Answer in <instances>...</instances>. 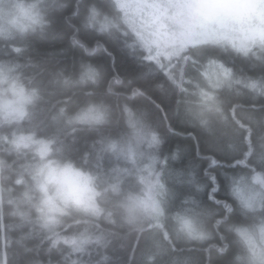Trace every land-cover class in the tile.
Wrapping results in <instances>:
<instances>
[{
	"label": "clouds",
	"instance_id": "obj_1",
	"mask_svg": "<svg viewBox=\"0 0 264 264\" xmlns=\"http://www.w3.org/2000/svg\"><path fill=\"white\" fill-rule=\"evenodd\" d=\"M49 15L47 0H0V49L7 47L15 53L26 51L25 42L50 34ZM122 16L115 0H101L87 5L81 22L98 35L113 39L124 37L126 47L135 45L145 56L153 57L149 63L161 77L157 89L163 90L166 84L172 88L184 87L185 91L176 101V114L209 134L212 109L203 93L219 99V92L233 91L230 87L233 80L245 77L225 66L227 79L210 84L204 78V71L212 57L204 56L199 47L190 45L143 48L135 41ZM69 39L75 41L74 36ZM101 46L97 42L93 50ZM227 51L260 69L255 76L245 74L256 88L237 90V94L242 91L253 99L264 97V44L256 43L243 52L227 46ZM85 63L94 72V78L82 80L78 71L74 84L85 88V97H91L95 95L93 90L100 87L103 74L99 66L90 61ZM189 65L194 76L188 75ZM30 67H37L36 62L0 59V238L5 241L0 264H42L27 255L22 261L9 259V243L28 253L32 250L27 245L29 240L38 242L34 245L36 248L47 244L46 253L53 250L60 253L55 264H88L74 259V250L59 243L60 239L85 234L94 236L95 243L102 247H107L110 238L116 235L137 246L140 237L158 238L159 250L148 256V264H152L156 255L200 251L205 254L204 264H212L213 250L223 256L229 249L230 264H264V112L248 120L237 117L232 121L235 138L228 144L232 163L222 166L238 170L221 175L228 182L233 205L221 212L191 200L187 206L182 201L180 207L173 209L167 197L160 201L157 196L159 210L154 212L140 178L146 177L149 170L155 173L149 157L155 158L154 149L161 141L159 132L143 111L122 105L119 114L122 131L117 135L99 134V130L112 122L110 104L106 103L105 110L98 111L97 101L86 99L69 111L66 103L58 101L60 107L47 117L52 130L47 134L29 130L33 139L49 145L47 154L41 156L34 148L16 145L17 129L29 121L42 99L36 74H26ZM57 74H62L61 70ZM114 79H108L106 92H110ZM64 80L67 83L69 77ZM131 91L147 97L139 87ZM237 107L242 105L234 103L229 111ZM85 130L98 135L89 142V151L73 158L65 152L69 137L74 140V133ZM148 137L155 143L149 142ZM211 159L213 164L220 163L215 156ZM163 172L159 179L171 191L170 181L166 179L168 171ZM211 178L215 183L214 174ZM149 179H155V175ZM155 191L159 192V187ZM6 217L10 224L5 223ZM9 227L17 232V237L9 236L6 230ZM217 237L219 244L215 243ZM177 244L182 247L177 248ZM185 259L186 264H198L192 255Z\"/></svg>",
	"mask_w": 264,
	"mask_h": 264
},
{
	"label": "trees",
	"instance_id": "obj_2",
	"mask_svg": "<svg viewBox=\"0 0 264 264\" xmlns=\"http://www.w3.org/2000/svg\"><path fill=\"white\" fill-rule=\"evenodd\" d=\"M92 2L100 3L101 0H47V6L50 8L49 19L52 20L50 34L44 37H33L25 42L27 43L26 51L15 53L7 47L0 49V59L20 63L27 60L36 62L37 67L26 69V74H36V79L42 88V99L34 107L32 117L17 129L19 134L15 140L16 145L34 148L41 156L47 154L49 145L41 140L33 139L29 135V130H41L43 134L50 132L52 129L48 126L47 117L60 107L58 101L66 103L69 111L86 99L97 101L98 111L105 110L106 103L110 104L112 122L109 127L99 130V134L110 135H117L122 131L119 114L122 105L127 104L133 109L145 112L149 123L160 134L161 143L154 149L157 163L153 174H164L165 169L168 171L166 179L170 181L171 192L165 187V193L171 201L170 207L178 208L182 201L187 206L189 201L197 200L223 212L225 207L233 205L234 201L228 192V182L221 173L238 170L222 166L232 163V153L228 148L229 142L235 138L232 121L237 117L248 120L252 115L259 116L264 112V97L253 99L247 92L241 91V94H237V90L256 88V84L245 74L255 76L260 71L259 67L253 68L249 62L234 56L227 51L228 45L205 43L192 46L199 47L204 56L213 58L204 71V78L210 84L223 83L228 76L224 70L215 77H207L206 71L216 64L221 65L223 69L225 66L233 68L245 77L242 80H233L230 85L233 91L219 92V99H211L208 93H203L208 97L209 106L212 109V115L209 118L210 132L205 134L198 126L190 125L175 112L176 101L181 98L180 93L185 91L184 87L178 85L177 88H172L166 84L163 90L157 89L156 85L161 77L152 68L148 57L135 45L126 47L123 43L124 37L113 39L107 35H98L82 25L85 9ZM130 32L134 35L135 41L143 47V43L131 30ZM73 36L75 41L69 39ZM97 42L102 46L93 50V45ZM129 43L132 42L129 41ZM88 61L99 66L103 74L100 87L93 90L95 95L91 97H85L83 95L85 88L74 84L78 71L82 80L94 78V72L85 63ZM57 70H61L62 74H57ZM188 75H195L191 65L188 68ZM65 77H69L67 83H65ZM111 77L115 79L110 86V92H106L105 87ZM134 87L141 88L147 93V97L132 92L131 89ZM129 95L135 98H128ZM234 103L242 107L229 111ZM97 135L98 132L87 130L74 133V140L69 137L65 152L73 158L80 157L84 152L89 151V142ZM148 140L155 143L151 137H148ZM212 156H215L220 163L213 164ZM213 174L216 178L215 183L211 178ZM141 183L144 184L142 179ZM158 196L160 201L165 200L160 193ZM5 223L10 224L7 217ZM6 230L9 236L17 237V232L11 227ZM95 239L94 236L85 234L77 238L60 239L59 243L74 250V259L88 262V264H97V262L98 264H148V256L157 253L160 245L159 239L155 237L151 239L140 237L138 246L122 235L111 237L107 247L99 246L95 243ZM36 243L38 242L27 241L28 247L32 249L28 253H25L24 248L13 247L9 243L7 248L9 259L22 261L27 255L40 260L42 264H49L50 261L55 264L60 259V253L56 250L46 253L47 244L36 248L34 246ZM215 243H220L219 237L216 238ZM176 247L180 248L182 245L177 244ZM4 250L5 241L0 238V255ZM189 255L194 256L198 264H204L205 254L202 251L192 254L177 252L156 255L152 264H186L185 258ZM211 257L212 264H230L231 249L223 256L213 250Z\"/></svg>",
	"mask_w": 264,
	"mask_h": 264
},
{
	"label": "rangeland",
	"instance_id": "obj_3",
	"mask_svg": "<svg viewBox=\"0 0 264 264\" xmlns=\"http://www.w3.org/2000/svg\"><path fill=\"white\" fill-rule=\"evenodd\" d=\"M115 2L123 13L128 28L147 49L159 48L161 45L183 47L210 43L228 45L243 52L256 43L264 44V0ZM147 57L149 60L153 59ZM224 70L221 65L216 64L206 71V76L215 77ZM149 161L154 168L157 160L149 157ZM153 173L149 170L147 176L141 179L146 187L144 195L150 201L152 211L157 212L160 201L156 197L160 193L166 198V193L165 186L159 179L162 174ZM154 175L155 179H149ZM157 187L159 192L155 191Z\"/></svg>",
	"mask_w": 264,
	"mask_h": 264
}]
</instances>
